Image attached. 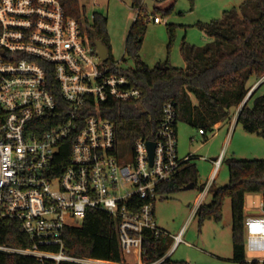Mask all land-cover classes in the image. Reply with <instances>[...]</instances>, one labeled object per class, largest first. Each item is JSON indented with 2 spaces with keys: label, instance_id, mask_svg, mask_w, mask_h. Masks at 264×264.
Segmentation results:
<instances>
[{
  "label": "built area",
  "instance_id": "built-area-1",
  "mask_svg": "<svg viewBox=\"0 0 264 264\" xmlns=\"http://www.w3.org/2000/svg\"><path fill=\"white\" fill-rule=\"evenodd\" d=\"M150 19L162 22L158 15ZM118 66L101 59L61 0H0V221H18L33 242L31 247L0 243V252L57 264H128V255L137 264H160L169 256L145 260L144 234L158 233L160 187L193 154L179 157L177 109L168 101L154 138L136 139L132 159H120L115 124L90 113L110 99L141 97L125 74L114 71ZM148 141L155 142L152 164ZM67 143L69 158L61 159ZM210 160L214 171L203 193L224 154ZM90 208L118 220L120 262L66 254L67 223L81 224ZM245 229L246 250L264 252L263 203L258 213L247 215ZM181 239L177 235L176 243ZM261 263L264 259H245V264Z\"/></svg>",
  "mask_w": 264,
  "mask_h": 264
},
{
  "label": "trees",
  "instance_id": "trees-1",
  "mask_svg": "<svg viewBox=\"0 0 264 264\" xmlns=\"http://www.w3.org/2000/svg\"><path fill=\"white\" fill-rule=\"evenodd\" d=\"M130 1L137 14L127 35L125 55L134 61V67L118 66L114 71L125 74L131 84L141 90L142 95L136 100L110 99L98 109L90 108V113L111 120L120 143L134 142L138 138L153 139L168 101L176 105L177 131L178 122L182 121L204 130L203 135L206 136L208 132L216 130L218 122H229L237 115V124H241L246 132L264 138V0H243L239 9L225 10L220 19L203 26V31L210 39L204 46L184 40L180 49L185 67L174 66L167 59L159 61L153 68L140 57L150 15L144 8V0ZM61 2L66 13L78 19L92 45L96 46L95 40L98 39L107 46L108 61L115 64L107 17L95 14L91 23L84 14L80 0ZM168 25L172 39L174 27ZM252 78H255V82L249 85ZM255 84H258L257 87L247 98ZM67 144L61 159L69 158ZM192 159L183 163L173 180L160 187L163 194L176 193L191 182L197 186L199 173L196 164L191 163ZM226 164L229 182L213 189L211 202L202 203L196 214L200 225L206 220L219 223L223 219L225 200H231L233 258L238 264H245V195L262 194L264 209V159L229 158ZM204 188L205 185L200 186L201 191ZM0 243L16 247H31L33 244L21 224L11 219L0 221ZM172 244V237L169 245L164 244L161 231H146L143 240L145 260L162 258ZM64 250L75 257L120 262L122 255L118 220L106 211L88 209L81 224L74 221L67 223ZM0 264L57 263L49 259L40 262L33 255L0 252ZM58 264L79 263L62 261ZM160 264L186 263L175 261L169 255Z\"/></svg>",
  "mask_w": 264,
  "mask_h": 264
},
{
  "label": "rangeland",
  "instance_id": "rangeland-1",
  "mask_svg": "<svg viewBox=\"0 0 264 264\" xmlns=\"http://www.w3.org/2000/svg\"><path fill=\"white\" fill-rule=\"evenodd\" d=\"M242 2L243 0H144L147 13L150 16L158 15L162 22L149 20L140 50L141 59L151 68L159 61L167 59L174 66L185 67L186 62L180 49L182 42L185 40L196 46H204L210 39L203 31V26L220 19L225 10L239 9ZM80 4L91 23L95 14L107 17V30L114 60L120 67H134V61L125 55L127 35L137 14L131 1L80 0ZM165 11L167 13L163 14ZM168 24L174 27L172 39ZM254 82L255 78H252L249 85ZM226 132V129L215 130L205 136L198 128L182 121L178 122L179 157L183 158L188 153L196 155L191 163L196 164L199 179L193 189H182L169 195L160 192L156 198L155 219L164 244L169 245L171 237L179 233L182 237L169 254L175 261H184L186 264H238L233 258L231 200H225L223 219L219 223L206 220L200 225L195 211L203 193L200 186L205 185L206 188L212 179L214 164L211 158L219 156L220 153L224 154L219 173L211 183V191L202 203L211 202L213 189L229 182L227 159H264V138L261 135L246 132L241 124L234 128L230 136L226 137ZM133 147V142L119 143L117 149L120 159L131 160ZM261 204L260 193L247 194L248 209H260ZM256 259L263 260L264 252H252L247 249L246 260ZM125 260L128 264L138 263V260L130 255L126 256Z\"/></svg>",
  "mask_w": 264,
  "mask_h": 264
},
{
  "label": "crops",
  "instance_id": "crops-1",
  "mask_svg": "<svg viewBox=\"0 0 264 264\" xmlns=\"http://www.w3.org/2000/svg\"><path fill=\"white\" fill-rule=\"evenodd\" d=\"M238 126V124H237V115H235L233 118H232V120H230L229 122H223V121H221V122H218L217 124H216V131H219V130H223V129H226L227 130V132H226V137H228V136H230V133L234 130V128H236ZM189 154H191V153H188L187 155H189ZM186 155V156H187ZM185 157V156H184ZM214 158H216V157H214ZM218 173H219V171H218ZM218 173H217V175H218ZM217 175H216V177H217ZM212 188V187H211ZM211 188L207 191V192H204V193H202V196H201V199L204 201L205 199H206V197L208 196V194H209V192L211 191ZM204 191V190H203ZM202 191V192H203ZM248 194V193H247ZM247 194L245 195V213L247 214V215H249V214H256V213H258L259 211H260V209H253V208H250V209H248L247 208V205H246V196H247ZM260 196H261V200H262V203H263V196H262V194H260ZM181 232V231H180ZM180 234V233H179ZM179 234H177V235H179ZM177 235H175V237H172L173 238V244H172V246H171V248L168 250V254L169 253H171V251L176 247V245H177V243H176V236ZM166 253V254H167Z\"/></svg>",
  "mask_w": 264,
  "mask_h": 264
},
{
  "label": "water",
  "instance_id": "water-1",
  "mask_svg": "<svg viewBox=\"0 0 264 264\" xmlns=\"http://www.w3.org/2000/svg\"><path fill=\"white\" fill-rule=\"evenodd\" d=\"M92 33H94V30L91 31ZM95 44L96 47L98 49V54L100 55L102 60H108L109 58V50L107 48V46L102 43L100 40L96 39L95 40ZM254 89H252L250 91V93L248 94L247 98L251 95L252 91ZM245 103V102H244ZM147 148H148V152H149V159H150V163H153V158H154V150H155V142L154 141H148L147 142ZM195 187V183L191 182L187 185H185L183 187L184 190H188V189H193Z\"/></svg>",
  "mask_w": 264,
  "mask_h": 264
}]
</instances>
